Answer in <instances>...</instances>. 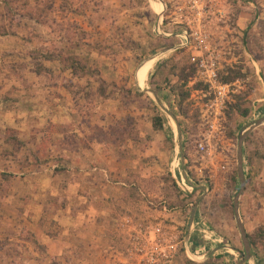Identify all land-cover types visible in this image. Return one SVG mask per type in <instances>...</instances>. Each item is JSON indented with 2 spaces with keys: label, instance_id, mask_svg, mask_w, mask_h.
<instances>
[{
  "label": "rangeland",
  "instance_id": "obj_1",
  "mask_svg": "<svg viewBox=\"0 0 264 264\" xmlns=\"http://www.w3.org/2000/svg\"><path fill=\"white\" fill-rule=\"evenodd\" d=\"M205 4H213L215 11L209 18L208 30L214 45L221 50L220 76L228 75V69L239 70L242 74V78L237 79L239 85L234 87L237 91L227 116L228 136L232 140L230 155L218 165L209 160L202 166L195 162L199 115L186 99L179 109L183 116L181 120L187 123H184L183 142L177 140L176 150L165 165L167 173L152 176L148 182L134 184L131 188L139 196L141 193L147 195L143 199L151 212L161 213L158 205H150V200L157 204L163 199L170 207L178 208L175 212L179 214L175 218L180 226L166 229L165 233L166 239L173 238L179 245L173 261L184 255L183 240L185 242L188 233L191 234L190 242L193 238L196 244L201 242L198 231L189 229L190 216L196 208L195 220H202L228 242L231 253L222 254L224 250H221L218 254H231L237 258V264L245 258L233 205L240 189L237 150L240 135L260 119L254 120L252 114L263 104L260 100L264 94L259 85L264 86V0H206ZM163 8L158 0H0V264H100L94 262L99 253L91 248V244L81 247L73 242L69 253H65L56 239L59 222L50 223L42 216L39 218L32 214L30 199L23 195L22 201L14 197L13 191L33 186L29 180H16L19 176L15 174L26 172L25 168L63 173L67 169V158L61 153L62 149L67 145L71 153L77 144L89 146L91 135L81 138L75 130L80 122H90L97 104L104 99L120 97L129 102L137 99L142 105L149 103L140 97L134 86L136 65L141 60L137 59L131 70L125 66L130 58L128 53L141 44L148 51L145 56L151 54L149 46L153 42L162 41L164 46H170L171 41L163 39V34L157 31V18L169 15ZM177 28L172 25L171 31ZM183 58L174 59V64L183 62L182 66H187L188 62ZM100 60H110L120 69L123 78L129 76V85L133 87L130 89L128 82L111 84L102 79L101 71L94 64ZM154 60L145 62L137 71L141 89L146 86L140 84V76L150 75L156 63ZM253 61L259 66L258 75ZM80 66L86 69L81 70ZM182 68L174 67L171 71L182 81L176 87L178 96L183 88L187 90L181 77ZM63 93L71 100L70 105L63 106L65 110L68 108L65 118L62 116L60 121L58 118L56 123L47 120L39 134L31 130L18 136L19 113L21 108L31 104L28 100L42 99L40 102H43L45 99L52 103L54 97ZM67 98L61 96L62 105L66 104ZM246 110L247 115H242ZM48 113L52 115L50 111ZM173 126L177 131L174 121ZM99 136L108 138L107 135ZM243 152L246 190L240 199V214L248 234L254 235L258 228L264 227V124L246 137ZM222 164L225 169L221 168ZM199 168H203L202 173L197 171ZM90 169L87 167L85 171L90 172ZM180 171L188 173L198 187L188 197L177 185L179 177L186 183L179 175ZM48 200L54 202V199ZM40 201L47 200L42 198ZM24 210L28 214H24ZM162 218L159 215L157 219L143 222L154 230ZM45 226L47 230H44ZM149 234L153 237L155 231ZM126 237L127 241L117 248L107 246L102 256L119 252L126 259L121 264H140L149 245L138 241L132 243L128 232ZM251 248L253 258L243 264H264V246L256 249L251 244ZM214 258L211 256L206 263L217 264L212 261Z\"/></svg>",
  "mask_w": 264,
  "mask_h": 264
},
{
  "label": "crops",
  "instance_id": "obj_2",
  "mask_svg": "<svg viewBox=\"0 0 264 264\" xmlns=\"http://www.w3.org/2000/svg\"><path fill=\"white\" fill-rule=\"evenodd\" d=\"M158 11L161 12V10ZM163 19L162 17L157 18V24L162 30V38L171 41L170 46H164L162 41L153 42L154 44L149 46L151 54L145 56L147 50L141 44L138 49L128 53L130 58L125 66L126 69L131 70L132 66L136 65L137 59L141 60L136 65L134 86L140 93V97L149 103L142 105L138 103L137 99H132L134 101L129 102L127 98L120 97L104 99L102 103L97 104L90 122H78V128L76 127L77 130H75L81 138L91 135L88 141L89 146L77 144L74 152L71 153L67 145L62 149L61 153L67 158V169L63 173L45 169L29 171L25 168L26 172L15 174V176H19L16 180H29L33 186L19 192L18 190L13 191L14 197L21 201V195L30 199L32 214L38 215L39 218L42 216L50 223L59 222L60 225L57 227L59 235L56 239L61 243L66 254L69 253L68 249L73 246V242L81 247L91 244V248L99 253L98 256H95L94 262L121 264L125 263L126 259L119 252L114 254L113 251L112 254L103 257L104 250L107 246L117 248L121 242H126L127 232L129 240L132 235L135 237L134 232L138 233L139 226L145 224L143 221L157 219V216L160 215V217H166L165 224L169 230L180 226V222L175 218L179 214L178 212L168 215L163 212L159 214L157 211L151 212L148 203L143 199L144 197L139 196L131 188L134 184L148 182L152 176H164L167 173L165 165L168 163L171 153L176 150L177 140L183 142L184 123L187 124L186 120H181L183 116L179 111V96L176 94L177 84L182 81L175 72L171 71L174 67H185L182 66L183 62L174 64L176 58L184 57L183 60L188 62L186 65H189L190 52L174 50L176 44L179 43L178 32L180 29L178 27L176 31H171L172 25L168 20ZM96 52L94 51V54H97ZM132 52L134 54H131ZM142 55H144L143 58ZM163 57L165 58L163 59ZM153 58H157V60L150 75L146 78L140 76V84L146 86L145 89H141L137 81V71L142 64ZM94 64L101 71V78L108 83L128 82L126 84L130 89L133 87L129 85V76L123 78L120 69L113 66L110 60H100ZM253 65H255L258 75L259 66L255 62ZM259 86L263 95L264 86ZM185 88L190 92L187 85ZM195 88L197 87L195 86ZM66 94L54 97L52 103L51 100L47 102L45 99L43 102H40L42 99L28 100V103L31 104H26L25 109L21 108L20 123L17 127L13 126L18 129V136L22 137L26 134L25 132L31 130L39 134L41 133L40 128L47 120L56 123L58 118L60 121L62 116H67L65 112L68 111V108L65 110L64 107L70 105L71 100L67 98ZM61 96L68 99L64 100L65 105H62ZM187 100L191 106L189 97ZM260 101H263V104L257 110L263 112L264 96ZM48 111L52 113L51 116ZM57 115L58 117H56ZM155 116L162 118V130H155L153 123ZM261 117L259 118H264V116ZM130 119L135 123L133 127L136 138L128 136L117 138L111 135L114 127L124 131L119 124L126 125ZM173 121L176 123L177 131L173 126ZM99 134L107 135L108 138L101 139ZM87 167L91 168L90 172L85 171ZM253 176L255 175L253 174ZM4 178L6 179V177ZM41 195L47 201H40ZM57 197L59 198L57 199ZM49 198L54 199V202H50ZM57 202L60 204L55 205ZM23 213L28 214L26 210ZM195 214L196 208L191 213L190 221ZM44 230H47L46 226ZM44 240L45 243H48L46 238ZM190 240L191 236L188 233L185 236L182 250L184 255L178 256L173 264H207L211 256H215L212 261H216L217 264H233V262L236 264L237 258L231 257V254L222 255L225 252L231 253L225 249L210 252L205 258H192L191 250L195 245ZM49 243L52 244V242ZM221 250L224 252L218 254ZM238 261L237 264H240L241 260Z\"/></svg>",
  "mask_w": 264,
  "mask_h": 264
},
{
  "label": "built area",
  "instance_id": "obj_3",
  "mask_svg": "<svg viewBox=\"0 0 264 264\" xmlns=\"http://www.w3.org/2000/svg\"><path fill=\"white\" fill-rule=\"evenodd\" d=\"M158 1L164 6V12H169V15H164L162 18L167 19L171 25H177L180 29L178 32L179 43L176 44L174 50L189 51L190 64L195 67L194 75L187 82L190 89L189 101L191 107L199 115V132L194 144L197 158L195 162L202 166L207 164L209 160L211 164L217 162L218 165L230 155L232 140L228 136L227 114L233 103V95L237 91L234 87L238 86L240 82L237 80L232 83H223L220 79L221 50L214 45L215 43L208 30L209 18L212 14H215L213 4H205L206 0ZM157 29L160 34V26ZM197 85H200V87L195 88ZM252 116L256 120L260 116H264V111L256 109ZM221 168L225 169L226 166L222 164ZM202 169L199 168L197 171L202 173ZM173 174L175 173L173 172ZM179 175L186 179V183L179 177L180 181H177V185L188 197L197 187L195 186L196 183L185 171H180ZM174 177L176 179V176ZM141 194L144 198L147 197V195ZM149 203L154 206L158 205L160 211L164 214H171L178 210L177 207H170L167 201L163 199L157 204L153 200H150ZM189 206H193V204ZM165 220L166 217H163L154 230L145 224L140 225L138 233L134 232L136 233L135 237L131 236L132 243L143 242V245H149L150 247L145 252L140 264H172L179 245L176 242L177 240L173 238L166 239L165 233L168 228ZM190 228L191 231H198V238L201 241L196 244L192 240L195 245L194 249L191 250L192 258L201 259L212 251L229 249L226 239L211 227L202 223V220H195V217L191 218ZM150 229L151 231H149ZM152 231L153 233L155 231L153 237L149 234Z\"/></svg>",
  "mask_w": 264,
  "mask_h": 264
},
{
  "label": "trees",
  "instance_id": "obj_4",
  "mask_svg": "<svg viewBox=\"0 0 264 264\" xmlns=\"http://www.w3.org/2000/svg\"><path fill=\"white\" fill-rule=\"evenodd\" d=\"M5 33V32H2ZM128 41H131L129 38H127ZM134 44V47H137V44L135 42H132ZM45 69L46 68H42ZM81 70H85V66H80ZM228 75H221L220 79L223 83H232L236 81L239 78H242V74L240 73L239 70H234V69H228ZM38 73H41L38 71ZM195 73V67L191 64L185 66L182 69V79L184 80V87L187 85L188 79L192 77ZM197 88L200 87V85L196 86ZM190 95V92L188 90L182 89V91L179 92V102H178V107L179 109L182 108V105L186 99H188ZM105 98V97H104ZM128 103V102H127ZM126 103V104H127ZM248 111L242 112V115H247ZM153 123H154V128L155 130H162L163 129V123H162V118L159 116H155L153 118ZM121 128L125 131H121L119 128H112L113 132L111 135L117 137V138H123V137H129V138H136V132L134 131V125L135 123L130 119L127 121L126 125L119 124ZM121 134V135H120ZM248 237L250 239L251 244L256 247V249H262L264 246V227H260L256 230L254 235L248 234ZM53 264H56L55 262Z\"/></svg>",
  "mask_w": 264,
  "mask_h": 264
},
{
  "label": "water",
  "instance_id": "obj_5",
  "mask_svg": "<svg viewBox=\"0 0 264 264\" xmlns=\"http://www.w3.org/2000/svg\"><path fill=\"white\" fill-rule=\"evenodd\" d=\"M262 124H264V118L257 120L247 132H244L243 134H241L239 138V142H238L237 159H238V178H239V183H240V189L233 200V205H234V212H235L237 227L240 232L242 242L245 248V258L241 260L240 264H243L244 262H247L251 258H253L251 243H250L248 234L246 232L244 222L242 220V216L240 214V199H241L242 194L246 190V177H245L246 173H245V168H244L243 145H244L246 137L250 134V132L254 128Z\"/></svg>",
  "mask_w": 264,
  "mask_h": 264
},
{
  "label": "bare ground",
  "instance_id": "obj_6",
  "mask_svg": "<svg viewBox=\"0 0 264 264\" xmlns=\"http://www.w3.org/2000/svg\"><path fill=\"white\" fill-rule=\"evenodd\" d=\"M157 60V58H155L154 62Z\"/></svg>",
  "mask_w": 264,
  "mask_h": 264
}]
</instances>
